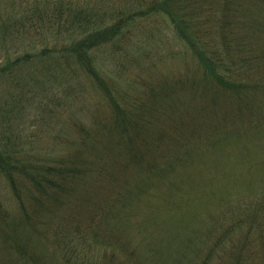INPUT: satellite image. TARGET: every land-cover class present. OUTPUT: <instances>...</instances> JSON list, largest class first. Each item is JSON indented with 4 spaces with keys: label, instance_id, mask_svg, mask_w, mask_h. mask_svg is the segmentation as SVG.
Listing matches in <instances>:
<instances>
[{
    "label": "trees",
    "instance_id": "16d2710c",
    "mask_svg": "<svg viewBox=\"0 0 264 264\" xmlns=\"http://www.w3.org/2000/svg\"><path fill=\"white\" fill-rule=\"evenodd\" d=\"M255 145L264 0H0V264H264Z\"/></svg>",
    "mask_w": 264,
    "mask_h": 264
},
{
    "label": "rangeland",
    "instance_id": "374dc122",
    "mask_svg": "<svg viewBox=\"0 0 264 264\" xmlns=\"http://www.w3.org/2000/svg\"><path fill=\"white\" fill-rule=\"evenodd\" d=\"M160 33L157 34V42L155 47L157 48L158 56L156 58H159L161 63H172L171 62V56H169V52L175 46H178L179 43L176 41L173 30L168 25V23L162 19L159 23ZM153 58L155 59L154 55ZM177 63V62H175ZM33 108H28L26 110V117L29 116V114L33 113ZM256 142H253V144ZM47 146L49 147L48 142H43L42 147ZM46 150V149H45ZM250 159L260 158L264 157V145H255L252 148ZM223 160L226 163L225 169L226 171L221 173L216 177L214 186L218 187L220 192L225 193H234L235 191L241 190L243 188H247V175L245 174L246 168L241 166L239 163H235L233 156L224 157ZM245 171V172H244ZM249 178L252 175L251 173L248 174ZM254 184H264V172L261 170V167H257L254 174ZM214 211H216L215 207L212 206Z\"/></svg>",
    "mask_w": 264,
    "mask_h": 264
}]
</instances>
